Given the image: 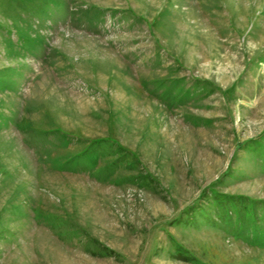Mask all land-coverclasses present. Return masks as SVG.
<instances>
[{"label":"rangeland","instance_id":"obj_1","mask_svg":"<svg viewBox=\"0 0 264 264\" xmlns=\"http://www.w3.org/2000/svg\"><path fill=\"white\" fill-rule=\"evenodd\" d=\"M0 264H264V0H0Z\"/></svg>","mask_w":264,"mask_h":264}]
</instances>
